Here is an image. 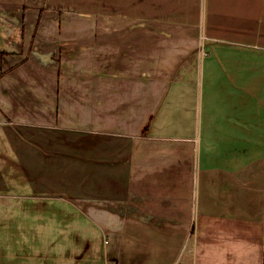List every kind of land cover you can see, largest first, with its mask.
Listing matches in <instances>:
<instances>
[{
    "label": "crops",
    "instance_id": "obj_1",
    "mask_svg": "<svg viewBox=\"0 0 264 264\" xmlns=\"http://www.w3.org/2000/svg\"><path fill=\"white\" fill-rule=\"evenodd\" d=\"M0 240L264 264V0H0Z\"/></svg>",
    "mask_w": 264,
    "mask_h": 264
},
{
    "label": "rangeland",
    "instance_id": "obj_2",
    "mask_svg": "<svg viewBox=\"0 0 264 264\" xmlns=\"http://www.w3.org/2000/svg\"><path fill=\"white\" fill-rule=\"evenodd\" d=\"M65 54H66V50H65ZM0 241H2V240H0ZM1 245L2 244H0V258H3V248H1L2 247Z\"/></svg>",
    "mask_w": 264,
    "mask_h": 264
}]
</instances>
